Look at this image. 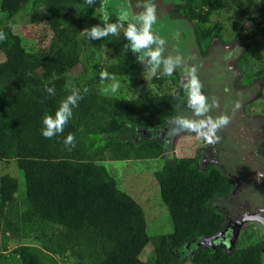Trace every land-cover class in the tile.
<instances>
[{"label":"trees","instance_id":"obj_1","mask_svg":"<svg viewBox=\"0 0 264 264\" xmlns=\"http://www.w3.org/2000/svg\"><path fill=\"white\" fill-rule=\"evenodd\" d=\"M82 1L0 0V13L6 18L0 23L5 34L0 40V162L12 161L24 181V195L19 198L17 179L8 173L0 175L1 254L17 242L11 249L16 264H61L58 257L62 256L69 259L67 264H264L261 241L239 245L235 240L230 249L217 244L186 248L193 240L221 230L225 217L212 201L228 194L232 179L217 167L199 168L194 157L164 152L166 147L152 136L138 137L137 130L165 127L176 115L187 89L175 76L155 75L152 82L165 90L153 94L125 98L100 93L98 82L134 76L142 65L124 36L127 23L116 36L109 33L92 39L86 29L104 26L94 19L83 38L77 36L76 8ZM225 4L226 0H181L171 15L195 21L203 53L210 36L221 30L219 22L210 28L203 24ZM259 6L254 14L258 13L264 33V0ZM33 11L44 19L50 35L47 40L38 37L33 47L26 48L12 22L15 16ZM109 22H117V17L111 15ZM250 38L248 34L239 37V62L253 53ZM261 48L263 52H256L259 59L264 40ZM101 49L114 58L113 63L102 64ZM90 53H95L92 61H88ZM87 65L97 80L92 85L67 73ZM101 69L105 76H99ZM250 76L245 75L242 82ZM165 79L175 89L165 88L161 83ZM70 95L77 102L69 105L71 115L62 131L45 138L41 131L47 127L45 115L55 119L61 102ZM70 133L73 143L65 144ZM126 134L132 136L126 138ZM153 158L162 160L153 177L172 231L149 236L140 205L96 161ZM25 239L33 243H20ZM147 244L151 256L144 261L139 255Z\"/></svg>","mask_w":264,"mask_h":264},{"label":"rangeland","instance_id":"obj_2","mask_svg":"<svg viewBox=\"0 0 264 264\" xmlns=\"http://www.w3.org/2000/svg\"><path fill=\"white\" fill-rule=\"evenodd\" d=\"M140 0H96V3L89 7L86 4V0L80 3V6L76 8V13L79 15L76 21L78 24L77 36L82 39L83 31L85 28H90L93 24V20H100V17L106 11L109 16L117 17V12L120 9H125L130 15L134 16L139 13L142 8H137L136 5ZM148 1V0H147ZM181 0H155L156 5V23L152 26V32L158 39H163V45L154 43L150 45L151 50H155L157 47L162 48L161 63L159 67L150 63V57L146 55L147 50L137 51L139 57L144 55V60L141 62L142 68L138 74L134 76H113L110 79L102 80L98 82V88L100 93L104 95H115L118 97H139L141 95L153 94L161 92L165 89L160 84L152 82V78L155 75L166 74L164 72V60L171 58L176 62V67L173 70V76H175L179 85L183 88L187 84L190 77L185 73L190 67L196 68H210V65L214 61V65L217 68L218 59L222 55H228L230 61L228 62V68H233L236 73H233L232 78L228 79L229 88L231 90L238 87L237 80L243 75L253 74L249 85L242 86V88L248 89L249 98L242 104L243 116H255L261 118V124L257 126L259 133L256 134V150L259 151L260 142L264 139V71L262 70V61H264V54L261 59L258 58L256 52H263L261 44L264 40V33L260 30V21L258 13L254 14V11L259 9L260 0H226L225 7L217 12L210 14L207 23L203 24L205 28L212 27L216 22L221 24V30L216 38L217 42L213 45L214 40L210 41V48L208 53L212 54V57L216 53V59L213 61L208 58L209 55H204L200 58L197 54L198 50L195 49V21H186L185 19H178L171 15V10L175 4ZM84 10L85 13L82 11ZM6 20L4 14L0 13V23ZM102 22V21H101ZM139 27V25H138ZM12 29L17 33L26 48L33 47L38 37L47 40L50 32L44 22V19L37 15L34 11L30 13L23 12L21 15L14 17L12 22ZM246 34L251 35V43L253 46V53L244 55L241 62L237 63L238 55L242 51V44L239 37L242 38ZM238 38H237V37ZM44 42V41H43ZM211 50V51H210ZM207 53V54H208ZM102 64H110L114 62V58L104 50H99ZM95 53H90L88 61L94 59ZM233 59V60H232ZM3 60V55L0 52V61ZM219 68V67H218ZM70 78L78 77L81 83L94 84L97 82L93 68L87 65L86 68L74 67L67 72ZM99 76H105L104 69L98 72ZM196 75L201 82V92L207 98V104L209 105V111L204 116H197L195 110L188 104V94L185 93V102L178 105L176 115L170 119L168 143H165L166 153H171L174 156L194 157L196 159V165L199 168H204L210 162L218 165H223L221 162L216 163L213 160H205L203 158L205 150L208 147L213 146V143H209L201 134L191 131L187 128H182L179 121L182 119L199 121L206 119L207 116H211L213 119L217 118V109L222 110L223 105H227L222 101H218L217 98L211 94L206 93V89L210 85V74L207 70L204 72H197ZM212 80V79H211ZM162 85L175 89L169 79L161 81ZM161 88V89H158ZM169 90V89H166ZM171 90V89H170ZM253 95V96H252ZM212 99H210V98ZM215 99V100H214ZM229 100V96H227ZM218 104V107L215 104ZM235 109L232 108V112ZM239 126V123L237 122ZM238 126L228 130V138L232 145L235 146L237 142L236 133L245 134L247 131L243 120V130L238 129ZM227 127V128H226ZM177 134L171 133L176 131ZM229 125L222 126V129H228ZM164 130V129H163ZM245 130V131H244ZM152 128H145L143 130H137L138 137H148L152 134ZM248 132V131H247ZM234 134V135H233ZM261 135V136H259ZM132 135L126 134V138ZM160 136V134H159ZM259 138V139H258ZM160 139V137H156ZM229 143V144H230ZM225 144V143H224ZM264 144V140L262 141ZM228 145V144H227ZM237 147V146H236ZM263 153V154H262ZM226 155L227 152H226ZM261 156L264 158V152H261ZM241 158V154L239 155ZM242 159V158H241ZM161 158L153 159H134V160H108L103 159L96 161V163L105 167V169L114 177L117 183V187L131 196L142 208L145 218L146 233L151 236L155 234L169 233L172 231V224L167 213L166 208L160 200L157 183L153 177V171L160 166ZM228 165V163H227ZM231 165V163H230ZM229 165V167H231ZM219 167V166H218ZM220 168V167H219ZM227 172V170H225ZM231 172H234L231 169ZM8 173L17 179L16 196L21 198L24 195V181L21 172L14 166L12 161L0 162V175ZM228 173V172H227ZM225 174V173H224ZM235 177V176H234ZM239 180L233 183L227 195L222 198H216L212 201V205L218 208L226 217L225 220L231 218L234 213L241 208H246L247 201L250 196L255 194V190H243L240 186ZM250 183L245 187H250ZM244 187V185H243ZM241 209V210H242ZM250 211V210H247ZM224 221V225H225ZM263 226L257 217L243 218L236 228V233L232 238V245L234 242H238L239 245L244 243H251L255 241L262 242V252L264 253V234L262 232ZM199 237L190 242L186 248L198 246V245H211L219 242L217 237ZM236 240V241H235ZM20 243L31 244L32 240H21ZM17 244L12 242L8 245L7 251L3 254L0 252V264H16V258L11 253V249ZM218 245H221L218 243ZM231 245V246H232ZM176 256L182 257L178 251H173ZM3 255V257H2ZM140 259L146 261L151 256V245L147 244L140 253ZM59 263L67 264L69 259L67 256L58 257ZM264 259V258H263ZM183 264H191L185 261Z\"/></svg>","mask_w":264,"mask_h":264},{"label":"clouds","instance_id":"obj_3","mask_svg":"<svg viewBox=\"0 0 264 264\" xmlns=\"http://www.w3.org/2000/svg\"><path fill=\"white\" fill-rule=\"evenodd\" d=\"M96 3V0H86V4L91 7ZM137 8H142V10L135 14L134 16L130 15L129 12L125 9H120L117 12V22H109L110 16L108 12H104L100 17V20L104 22V26L100 25L92 26L87 30V36L92 39H97L101 36H108L109 33L116 36L119 34L121 28L124 24L127 23V28L124 30V36L129 42L131 50L135 53L141 50H147L146 55L149 56L150 63L154 64L156 67H159L161 63V52L162 48L157 47L155 50L150 49V45L158 43L163 45L164 40L158 39L153 35L152 26L156 23V5L148 0L147 3L141 5L139 2L136 5ZM139 25V27H138ZM5 39V34L0 32V40ZM138 59L143 62L144 55L138 57ZM164 63V72L167 75L173 73L174 68L176 67V62L171 58L163 61ZM197 68L195 66L190 67L186 70V75L190 77L187 84L184 87L187 89L188 94V104L195 110L197 116H204L209 111V105L207 104L206 96L201 92V82L196 75ZM49 92L52 89H48ZM77 102V97L75 95H70L67 97L66 101L61 102L60 108L55 113V119L49 115H45L44 124L47 126L45 129H42V135L45 138H51L54 132L62 131L63 126L67 121V116L71 115V110L69 105H75ZM216 107L218 104L216 102ZM182 128H187L191 131L201 134L209 143L213 142V139H219L216 136L217 130L222 126L229 123V118L225 115H221L213 119L210 115L206 119H201L199 121H192L187 119H182L179 121ZM164 129V127H162ZM160 129V128H159ZM163 132V130L159 131ZM73 135L70 133L65 139V144L73 143ZM74 146V144H73Z\"/></svg>","mask_w":264,"mask_h":264},{"label":"flooded vegetation","instance_id":"obj_4","mask_svg":"<svg viewBox=\"0 0 264 264\" xmlns=\"http://www.w3.org/2000/svg\"><path fill=\"white\" fill-rule=\"evenodd\" d=\"M153 1H155V0H153ZM147 2H148L147 0H140L139 1V3L141 5H143L144 3H147ZM175 18H178V17H175ZM178 19H181V18H178ZM182 19H184V18H182ZM186 21H191V20H186ZM194 37L196 40L195 49L198 50V52H197L198 56L200 58H202L204 55H209L208 58H211L212 61L214 59H216L215 58L216 53L212 57V54L210 55V52L208 53V49L210 48V45H211L210 44L211 39H212V41L214 40L213 45H215L217 40L214 37H217V36L216 35L210 36V38L207 40V43H206V45H207L206 52H203V53L201 52V49L197 43L196 34L194 35ZM237 57H238L237 58L238 60H241L240 54ZM229 59L230 58L228 55H222L221 54V58L218 59L217 68L214 65V61L210 65V68H208L209 66L207 68H205V67L204 68H197V72H204L207 70V73L210 74V77H209L210 85L206 89V93L211 94L213 97L217 98L218 101L220 100L224 103L226 101L227 105L226 106L223 105L221 111L219 109H217V111H219V112H217L216 115L218 117L221 115H225L229 118V123L226 124V125H229V128L228 129H222V127H221L220 129L217 130L216 136L219 137V139L218 140H216L215 138L213 139V142H214L213 146H210L207 148V150H205L203 158L205 160H209V159L213 160V162H216V163L221 162V164H223V165H218L220 168L218 166H217V168H219L222 171V173H225V175L227 177L231 178L233 183L236 182V180L243 182V183H240V186H239V187H242L243 190H247V191L255 190V194L254 195L252 194L250 196V199L247 201L246 208H243V209L241 208V209L242 210L253 209L254 212H257V211L261 210L260 204L262 201H264V197H262V198L260 197V194H259L260 183L256 179V177H253V174H252L253 171L251 169V166L249 165V163H247V158H245V156L243 155L244 148L248 144V138H247L248 132H246L245 134L236 133L235 136L238 139H237V142L235 143V146L230 143L229 138H228V130L230 128L234 127V125L238 126L237 122L239 123L238 129L243 130L242 129L243 128L242 117H245V116L242 115L243 111L241 108H242V104L244 102H246V100H248V98H249L248 93L249 92H248V89L242 88V86L249 85L251 82V79H252V77H254V75L250 74L251 79L249 81L242 82L241 79L245 76V75H243L239 80H237L238 87L231 90L229 88V84L231 82H228V79L232 78L233 73H236V71L233 68H228V66H227L228 62L231 60V59L230 60ZM237 63H239V61ZM171 75L173 76V74H171ZM227 96H229V100H227ZM185 99H186V96H184L183 102H185ZM210 99H212V98H210ZM232 108L235 109L234 112H232ZM256 119L258 120V125H260L261 121H262L261 118L256 117ZM258 125H255V127H257ZM244 128H246V126ZM169 129H170V125H169V122H167L165 124L163 132L162 133L159 132L160 136L156 131L154 132L155 138L160 137V139H158V140L162 143V145L164 147L166 146L165 143H168V136L170 134ZM176 129L177 128H175V130ZM178 131L179 130H176L175 132L172 131L171 133L177 134ZM257 133H259V131H257ZM259 136H261V135H259ZM263 140H261V142H260L261 146H259L260 147V149H259L260 154L263 151V149H262L263 145H264V144H262ZM226 152L228 155H226ZM240 154H241L242 159L239 157ZM227 163H228V165H227ZM230 163H231V165H230ZM229 165L231 167H229ZM207 166L216 167V164L210 162ZM231 169H233L234 172H231ZM225 170H227L228 173ZM233 183H232V186H233ZM248 183L251 184L250 187H245L246 184H248ZM243 185H244V187H243ZM218 198H222V197H218ZM253 204H255L254 208L251 207V205H253ZM241 209L239 211H237L236 213H234L233 216H231V218L225 220L226 221L225 224L226 223L229 224L230 221H232V219H235L237 217V214H239L240 211H242ZM259 221L264 228V221L262 222V217L259 218ZM262 232L264 234V229L262 230Z\"/></svg>","mask_w":264,"mask_h":264},{"label":"water","instance_id":"obj_5","mask_svg":"<svg viewBox=\"0 0 264 264\" xmlns=\"http://www.w3.org/2000/svg\"><path fill=\"white\" fill-rule=\"evenodd\" d=\"M242 119L244 120L245 126H246V130L248 131L247 133V138H248V144L247 146L244 148L243 151V155L245 156V158H247V163L250 164L249 160L252 162V164H254L255 166H259V165H263V168L260 169V167L256 170V174L254 172H252L253 177H256V179L259 181L260 183V197L262 194H264V158L261 156V154L259 153L258 150H256V134L258 131V128L255 127V125H258V120L256 119V117L253 116H245L242 117ZM249 127V129H248ZM155 130L158 134L159 131L163 130V128H156L153 129ZM153 131V134L154 132ZM245 131V130H244ZM245 131V132H247ZM251 133V136L249 135ZM152 136V135H150ZM155 138V134L154 136H152ZM263 170V171H262ZM261 210L254 212L253 209H244L242 211H240L239 214H237V217L235 219H232V221H230V223H226L225 225H223V227L221 228V230L214 234L211 235L213 239V237H217L219 239V242H217L216 244L218 245L221 244L225 247H227L228 249L231 248V243H232V238L234 237L235 233H236V228L237 225L239 224V222L246 217H257L260 218L262 217V222L264 221V201L261 202ZM255 204L251 205V207L254 208ZM257 209V208H256ZM250 210V211H247ZM214 245V244H211ZM264 249V248H263Z\"/></svg>","mask_w":264,"mask_h":264},{"label":"bare ground","instance_id":"obj_6","mask_svg":"<svg viewBox=\"0 0 264 264\" xmlns=\"http://www.w3.org/2000/svg\"><path fill=\"white\" fill-rule=\"evenodd\" d=\"M248 129H249V127H248ZM250 136H251V133L249 134ZM249 162H250V166H251V169H252V171L256 174V170L260 167V169H262L263 168V165H259V166H255L254 164H252V162L249 160ZM263 171V170H262ZM263 174H264V171H263ZM262 197H264V194H262L261 195V198Z\"/></svg>","mask_w":264,"mask_h":264}]
</instances>
